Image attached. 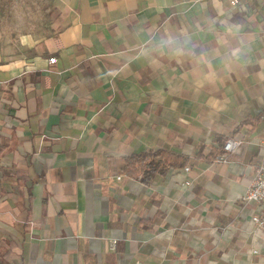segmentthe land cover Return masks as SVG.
Returning a JSON list of instances; mask_svg holds the SVG:
<instances>
[{"label":"crops","instance_id":"1","mask_svg":"<svg viewBox=\"0 0 264 264\" xmlns=\"http://www.w3.org/2000/svg\"><path fill=\"white\" fill-rule=\"evenodd\" d=\"M263 155L264 0H78L0 51V264H264Z\"/></svg>","mask_w":264,"mask_h":264},{"label":"rangeland","instance_id":"2","mask_svg":"<svg viewBox=\"0 0 264 264\" xmlns=\"http://www.w3.org/2000/svg\"><path fill=\"white\" fill-rule=\"evenodd\" d=\"M78 0H0V51H18L28 36L35 41L64 27Z\"/></svg>","mask_w":264,"mask_h":264},{"label":"built area","instance_id":"3","mask_svg":"<svg viewBox=\"0 0 264 264\" xmlns=\"http://www.w3.org/2000/svg\"><path fill=\"white\" fill-rule=\"evenodd\" d=\"M242 140L238 138H229L225 141L223 148L224 153L218 156V160H223L226 158L228 153L235 152L240 148ZM185 171L189 170V167H184ZM121 174L116 176L117 180L121 179ZM190 184L189 181H186ZM243 199L246 201H252L259 204L261 211L257 214H252L251 221L259 229L264 230V155L262 156L260 162L254 167L253 176L246 188ZM110 247L115 248L116 240L113 239L110 242Z\"/></svg>","mask_w":264,"mask_h":264},{"label":"trees","instance_id":"4","mask_svg":"<svg viewBox=\"0 0 264 264\" xmlns=\"http://www.w3.org/2000/svg\"><path fill=\"white\" fill-rule=\"evenodd\" d=\"M156 157H159L156 159ZM146 162V164H145ZM187 160L181 155L173 154L166 151L139 153L129 156L126 160L125 168L128 169V173L133 176L140 174V177L144 183H149L154 178L155 169L159 168L158 172L165 173L168 168L183 167ZM139 163L144 166L136 169L134 166ZM149 168V170H148Z\"/></svg>","mask_w":264,"mask_h":264}]
</instances>
